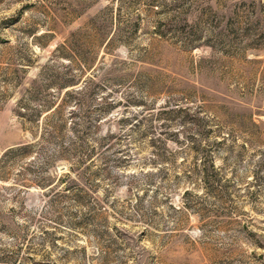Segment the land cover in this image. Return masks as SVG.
Returning a JSON list of instances; mask_svg holds the SVG:
<instances>
[{"label":"rangeland","instance_id":"374dc122","mask_svg":"<svg viewBox=\"0 0 264 264\" xmlns=\"http://www.w3.org/2000/svg\"><path fill=\"white\" fill-rule=\"evenodd\" d=\"M0 264H264V0H0Z\"/></svg>","mask_w":264,"mask_h":264}]
</instances>
